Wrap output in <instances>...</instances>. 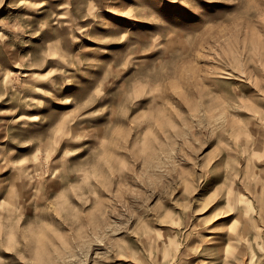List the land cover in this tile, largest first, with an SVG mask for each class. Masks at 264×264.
Masks as SVG:
<instances>
[{"label": "rangeland", "instance_id": "rangeland-1", "mask_svg": "<svg viewBox=\"0 0 264 264\" xmlns=\"http://www.w3.org/2000/svg\"><path fill=\"white\" fill-rule=\"evenodd\" d=\"M0 0V264H264V0Z\"/></svg>", "mask_w": 264, "mask_h": 264}, {"label": "snow or ice", "instance_id": "snow-or-ice-1", "mask_svg": "<svg viewBox=\"0 0 264 264\" xmlns=\"http://www.w3.org/2000/svg\"><path fill=\"white\" fill-rule=\"evenodd\" d=\"M171 0H164V3H170ZM179 0H176V3H178ZM191 6L189 4L181 5L185 10L191 11L192 7H204L205 6V0H190Z\"/></svg>", "mask_w": 264, "mask_h": 264}]
</instances>
